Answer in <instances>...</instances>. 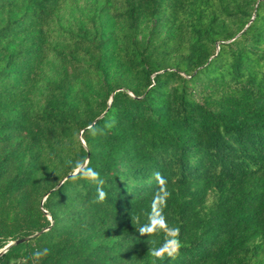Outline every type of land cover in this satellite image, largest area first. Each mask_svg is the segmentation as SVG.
<instances>
[{
	"label": "trees",
	"instance_id": "1",
	"mask_svg": "<svg viewBox=\"0 0 264 264\" xmlns=\"http://www.w3.org/2000/svg\"><path fill=\"white\" fill-rule=\"evenodd\" d=\"M76 1L0 0V264H264V0Z\"/></svg>",
	"mask_w": 264,
	"mask_h": 264
},
{
	"label": "rangeland",
	"instance_id": "2",
	"mask_svg": "<svg viewBox=\"0 0 264 264\" xmlns=\"http://www.w3.org/2000/svg\"><path fill=\"white\" fill-rule=\"evenodd\" d=\"M76 2H77V5H78V4L81 5V6H84V5H85V0H77ZM75 10H76V12H78L77 9H75ZM76 12H75V14H77ZM79 12H80V11H79Z\"/></svg>",
	"mask_w": 264,
	"mask_h": 264
},
{
	"label": "water",
	"instance_id": "3",
	"mask_svg": "<svg viewBox=\"0 0 264 264\" xmlns=\"http://www.w3.org/2000/svg\"><path fill=\"white\" fill-rule=\"evenodd\" d=\"M22 241H24V239H18V240H16L14 243H20V242H22ZM13 243V242H12ZM11 244H9V245H7V247H9ZM6 247V248H7ZM2 252H3V250L2 251H0V255L2 254Z\"/></svg>",
	"mask_w": 264,
	"mask_h": 264
},
{
	"label": "clouds",
	"instance_id": "4",
	"mask_svg": "<svg viewBox=\"0 0 264 264\" xmlns=\"http://www.w3.org/2000/svg\"><path fill=\"white\" fill-rule=\"evenodd\" d=\"M157 255H158V253H157Z\"/></svg>",
	"mask_w": 264,
	"mask_h": 264
}]
</instances>
